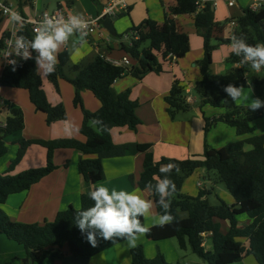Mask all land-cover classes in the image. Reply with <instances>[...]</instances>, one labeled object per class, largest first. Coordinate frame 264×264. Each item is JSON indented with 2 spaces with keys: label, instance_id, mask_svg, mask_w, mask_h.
Listing matches in <instances>:
<instances>
[{
  "label": "trees",
  "instance_id": "16d2710c",
  "mask_svg": "<svg viewBox=\"0 0 264 264\" xmlns=\"http://www.w3.org/2000/svg\"><path fill=\"white\" fill-rule=\"evenodd\" d=\"M28 2L30 0H20L18 8ZM65 3L70 7L73 0H65ZM182 15L193 16L196 30L204 41V54L199 62L201 79L195 86L199 99L197 106L200 109L205 105L224 109L219 118H206L205 132L217 121H221L235 128L238 136L248 137L221 148H213L206 143L202 159L179 160L163 157L155 161L150 144L114 143L112 129L127 127L136 131L141 124L137 115L138 102L131 99L130 91L117 93L114 83L128 73L138 79L150 72L161 73L164 61L168 60L169 56L175 57V62L185 57L190 51V37L181 30L174 18ZM3 20L0 14V26ZM233 21L237 23L235 30L228 37H222ZM134 30L140 31V40L134 42L132 47L121 45L124 53L134 62L130 69L114 66L98 55L78 63L70 61L68 52L59 55L55 71L46 77L57 89L59 80H65L74 87L73 103L83 112L80 133L86 140H19L15 158L7 170L0 173V234L22 246L33 264H43L46 260L55 258L61 259V264H89L94 256L124 240L110 242L98 238L96 247L86 241L76 226L75 216L77 212L93 206L94 202L89 199L88 193L81 195L78 209L69 206L58 212L54 221H46L43 224L13 221L4 211V206L10 196L28 191L58 168L54 162V153L58 149H74L84 156L78 162V170L92 185L104 180L105 159L142 153L143 171L138 186L141 190L150 192L158 215L162 214V209L157 203L159 198L151 189H147L146 185L149 182L155 183L154 175L161 176L159 168L162 164H178L180 168L179 173L173 170L170 177L176 185V193L171 198V212L176 219L164 227H149L150 231L145 234L147 239L162 241L176 238L181 249L191 248L192 252L207 264H233L248 256L253 257L258 264H264V134H257L255 127V121L264 117V108L252 111L247 106H239L237 101H233L224 92L226 85L233 84L244 89L252 88L257 98L264 100V77L260 76L264 75V69L257 73L249 65H241V58L233 53L228 60L241 67L232 68L226 74H214L211 69L214 52L219 46L230 44L233 34L243 36L249 44L264 42V7L258 11L244 8L240 16L219 22L216 21L210 2L200 7L198 0H175V5L169 8L163 22L147 19L138 26L132 25L130 31ZM23 36L28 40L33 39L27 29ZM116 36L121 37L118 33ZM1 42L2 38L0 47ZM146 42L149 46L144 48ZM35 57L33 51L32 59L17 61L15 71L12 70V65H6L0 75V88L25 90L35 110L44 115L48 125L65 121L68 118L65 106L52 105L48 101L42 77L36 69ZM186 90L187 87L182 81L176 79L165 97L167 112L172 120H176L179 113L192 108ZM83 91H90L99 100V110L90 112L84 108L81 97ZM93 118L101 120L107 130H99L101 125L90 126V120ZM24 128L23 110L12 108L5 125L0 124V158L8 152L6 138ZM32 145L46 148V165L12 175ZM246 145H250L252 149L246 150ZM198 169L215 171L218 174L216 181L224 184L235 203L229 205L218 198L216 205L211 204L208 198L213 193L212 188H204L197 196L183 194L185 179ZM242 214L247 215L252 222L240 228L238 216ZM140 220L145 225L144 216L140 217ZM223 221L229 223L226 233L222 231ZM204 233L211 234L212 250H206L203 245ZM240 239H245L246 242ZM65 246L68 248V255L61 253ZM131 259V264H169L161 253L153 259H147L141 246L131 250Z\"/></svg>",
  "mask_w": 264,
  "mask_h": 264
},
{
  "label": "crops",
  "instance_id": "0c3cea01",
  "mask_svg": "<svg viewBox=\"0 0 264 264\" xmlns=\"http://www.w3.org/2000/svg\"><path fill=\"white\" fill-rule=\"evenodd\" d=\"M6 1L18 6L20 0ZM107 1L108 0H73V4L70 7L75 10V14L79 13L81 15L96 17L102 12ZM213 1L214 5L212 3ZM207 2L212 3L216 21L225 22L228 19L240 16L243 9L250 8L254 0H236L235 5L232 7H230L225 0H208ZM61 5L67 6L65 0H30V2L24 3L23 7L19 8V10L25 17H31L38 12L53 11ZM174 5L175 0L133 1L128 11L125 12L128 13V15L125 16L123 13L121 14L124 20L121 19L123 21H120V23L119 18L114 23L116 33L120 35L125 31H127V33L131 32L130 29L132 25L138 26L147 19L163 22L169 8ZM174 18L178 22L181 30L190 37V51L185 57L179 59L177 62L169 61V59L164 61L163 72L161 73L150 72L142 79H138L131 73H128L114 83V90L117 93L130 91L131 99L138 102L137 115L141 121L136 131L130 130L127 127L112 129L114 143L116 145L132 143L150 144L152 146L151 152L153 153L155 161H159L163 157L179 160L188 158L202 159L206 143L213 148H221L225 146L223 145V141L228 139V137L231 140L230 143L248 137L238 136L233 129L223 123H218L215 126L216 128L211 126L208 131L205 132L206 118H216L222 113V110L220 111V108H214L210 105H205L200 109L197 106L199 100L198 96L190 97L191 91L195 90L197 82L201 79L199 62L204 54V41L196 30L193 16L182 15ZM2 25L4 26L0 33V40L8 30L12 29L13 22L10 19H5ZM235 28L229 26L221 36L228 37ZM121 37L112 36L107 30L103 29L85 38L86 42L81 44L78 36L74 35L69 39L67 44L60 47L58 57L60 54L68 52L72 63L91 60L97 56L98 53H103L114 58H121L125 55L124 51L121 49ZM103 40H106V44L103 43L98 45L102 43ZM148 46V42L143 45L144 48ZM222 46L221 55H215V52L213 54L212 70L214 64H216V60H218L219 63L224 62L225 67L221 64L223 69L225 68L229 71L228 59L232 52L229 44ZM35 54L37 55V52H35ZM5 66L4 59L0 56V75ZM235 67H241V65L235 64L233 68ZM38 72L42 77L43 88L46 92L48 101L52 105L63 104L66 108L68 118L65 121H58L48 125L44 115L35 110L25 90L0 88L1 97L4 99L5 103L0 111V119L2 112H6L5 121L0 122V124H5L10 110L15 107L23 110L25 120V128L9 136L5 140L7 146L11 144V149L8 147L7 154L0 158V173L6 171L11 161L15 158L19 148L18 142L21 139L55 140L74 138L80 141L86 140L80 133L83 123V112L80 107H76L73 103L75 94L74 87L65 80H59L57 89L54 84L47 80L45 74L39 70ZM212 72L214 74H221L215 71ZM176 79L182 81L187 87V98L192 108L187 112L179 113L176 120H172L167 112L168 105L165 101V97L168 95ZM245 90H251V88H246L244 91ZM81 97L83 106L86 110L96 112L100 109L101 103L90 91H83ZM254 98H257L255 93L254 95L252 93L251 95L244 94V96L237 101V104L241 106V104H239L240 101L249 103ZM217 109L219 113H217ZM260 119L261 122H264V117ZM256 122L257 121H255V123ZM66 124L73 125L78 131H73L72 134L69 135L65 131ZM212 130H214L213 134H211ZM256 133L264 134V128L263 132H260L256 127ZM36 146L39 145H32L27 149L24 158L11 173L12 175L46 165V148L41 146L42 149H36ZM245 149L251 150L252 147L246 145ZM36 150L39 151L36 152ZM81 157L84 156L74 149L56 150L54 153V162L58 168L40 182L34 184L28 191L10 196L4 206V211L16 222L43 224L46 221H54L58 212L67 209L69 206L78 209L80 207L81 195L87 194L93 186L100 185L108 187L110 190L115 188L116 190L128 192L139 189L143 198L152 201L150 192L148 190H141L138 186V181L143 171L144 154L138 153L135 155L105 159L103 161L105 178L96 185L88 183L79 173L78 162ZM66 164L68 165L66 166ZM206 173L205 169L196 170L191 176L192 182L195 181V177H202ZM191 179L187 187L186 183L183 184V194L196 196V194H199L204 188H212L213 193L209 198L215 195L229 205L235 203L231 194L223 189L222 185H218L216 179L208 176L204 182L201 180L196 181L195 186L191 182ZM217 190H220L221 193L218 194ZM154 208L155 206L153 203V209L150 214L152 215V218H150L151 225H157L158 214L156 208ZM146 217H144L145 220H147ZM238 222L239 227L243 228L250 224L252 220L247 215L242 214L238 216ZM221 225L222 231L226 233L229 228V223L223 221ZM150 226L148 225L147 227L149 228ZM203 237L205 249L212 250L211 234L204 233ZM240 240L246 242L245 239ZM0 241L5 242L2 234H0ZM132 248L134 247L128 246L126 250H131ZM110 252L109 254H112L114 251ZM5 254L8 257H12V255L8 253ZM107 254L108 251L106 250L94 256L89 264H94V261L98 258H102V264H107L108 261L105 259ZM254 260L251 256H248L242 261L233 264H258ZM195 263L199 264L197 262Z\"/></svg>",
  "mask_w": 264,
  "mask_h": 264
},
{
  "label": "clouds",
  "instance_id": "9594fccd",
  "mask_svg": "<svg viewBox=\"0 0 264 264\" xmlns=\"http://www.w3.org/2000/svg\"><path fill=\"white\" fill-rule=\"evenodd\" d=\"M5 14L10 16V20L20 25L22 28L26 23L18 12L0 4ZM89 21L79 13L72 14L67 18H57L45 14L44 18L37 22L35 35L32 40H28L23 35H15L14 41H9V52L6 54L8 63L12 65V70H16L19 57L25 61L32 59V52H37L35 57L37 70L48 75L55 71L58 64V52L62 45L67 44L74 35L78 36L81 44L86 42L88 35ZM229 47L231 52L240 57L241 65H249L256 72L264 69V42L249 44L243 36L233 34L230 37ZM10 57H13L9 59ZM224 92L233 101H238L244 96V88L233 84L224 87ZM247 107L252 111L264 108V100L254 98ZM101 125L99 130H107V126L102 121L93 118L90 126ZM65 131L71 135L73 131H78L73 125L66 124ZM180 172L178 164L169 163L161 165L159 172L161 176H153L155 183L149 182L147 189L158 196V205L162 209V214L157 217V226L164 227L175 221V216L171 212V198L176 193V185L170 178L172 171ZM89 199L93 206L77 212L75 216L76 226L86 241L91 246L96 247L98 238L104 241L115 242L121 239L127 242L129 247H135L141 235L147 234L150 229L141 223L140 217L148 216L153 209V201L143 198L140 190L133 192L124 190L109 189L103 185L93 186L88 192Z\"/></svg>",
  "mask_w": 264,
  "mask_h": 264
},
{
  "label": "rangeland",
  "instance_id": "374dc122",
  "mask_svg": "<svg viewBox=\"0 0 264 264\" xmlns=\"http://www.w3.org/2000/svg\"><path fill=\"white\" fill-rule=\"evenodd\" d=\"M123 18L124 17L120 18L119 22L120 21L122 22L124 20ZM121 19H123V20H121ZM3 26L4 25H2L0 28V33L3 29ZM125 33H127V31L120 34L119 36H121V35L123 36ZM222 47L223 46H219L217 48V50L215 51V55H218V56L221 55ZM36 56H38V53ZM221 64H223L225 67L224 62L219 63L218 60H216V64H214L212 71H215L216 73H221V74L228 73L230 71V69H232L233 66L235 65L229 61L228 62V70L229 71H227L225 68H224L225 69V71H224L223 66ZM262 74H264V70L262 71ZM260 76L264 77V75H260ZM47 80L49 81L48 78H47ZM253 91L254 90L251 88V90H245L244 94L251 95V93H252L254 95L255 91L254 92ZM255 95H256V93H255ZM191 96H196L195 90L191 91L190 97ZM187 97H188V95H187ZM239 104H241V106L243 105V107H246L248 103L246 101H245V103L243 101H240ZM219 110L220 111L222 110L221 111L222 113H220L216 118H219L221 116V114L224 113L223 108H220ZM219 110L217 109V113H219ZM5 118H6V112L3 111L1 114L0 122H4ZM211 119H214V118H211ZM260 120L261 119H258L255 124H256L257 130L260 132H263L264 122H261ZM218 123H223V122L217 121L212 127H215ZM223 124L226 125L225 123H223ZM227 126L230 127L231 129H233L234 132L236 133L235 128H233L229 125H227ZM213 132H214V130H212L211 134H213ZM230 141L231 140L228 137V139H225L223 141V145L226 146V144H230ZM8 147L11 149V144L8 145ZM36 149H42V147L36 146ZM38 151L39 150H36V152H38ZM3 172H5V171H3ZM191 176L192 175L188 176L185 179L184 183H186V187H187V185H189V181L191 179ZM208 176H210L211 178L216 179V180L218 178V174L215 171H211V172H207L202 177H198V178L195 177L194 182H192V179H191V182L195 186L196 181L201 180L202 182H204L206 180V178H208ZM218 185H222V188L227 191V189L223 183H218ZM217 193L220 194L221 193L220 190L219 191L217 190ZM197 194H196V196H197ZM209 200H210L211 204H213V205H216L218 203V198L215 195H213L211 198H209ZM146 218H147V220H145V226L147 227L148 225L149 226L151 225V221H150L151 219L150 218H152V215H148ZM152 226H154V225H151L150 227H152ZM3 237L5 239V242L0 241V252H1L0 253V264H33L25 255V250L22 246H20L16 242L6 238L4 235H3ZM136 244H137V246H141L143 248L144 255L147 259H153L154 257H156V255L158 253H161L164 255L166 261L169 264H192V263L196 264L195 262H197L199 264H207L203 260H201L196 254H194L192 252L191 248L188 247L187 250L181 249L179 244H178V240L176 238L166 239V240H162V241H152V240L147 239V237L145 235H141L139 237V239L137 240ZM127 247H128V244L125 241L123 243L118 244L116 247L111 248L112 250L111 249L107 250L108 254L105 258L108 261L107 264H131V261H132L131 250L133 248L131 250L130 249L126 250ZM114 248H115V250H114ZM110 251H114V252H112V254H109V253H111ZM5 253L12 255V257H8ZM61 253L64 255H68L69 252H68L67 246H65L61 249ZM252 259L254 260L253 257H252ZM102 262H103L102 258H98L97 260L94 261V264H102ZM61 263H62L61 259L55 258L53 260L52 259L46 260L43 264H61Z\"/></svg>",
  "mask_w": 264,
  "mask_h": 264
},
{
  "label": "built area",
  "instance_id": "2783aa9c",
  "mask_svg": "<svg viewBox=\"0 0 264 264\" xmlns=\"http://www.w3.org/2000/svg\"><path fill=\"white\" fill-rule=\"evenodd\" d=\"M33 1H36V0H33ZM133 1H136V0H108L102 12L96 17L82 15L84 19L89 21V29H88L87 37L92 36L95 32L104 29L102 25V19L104 16H113V15H118V14L127 12ZM207 1L208 0H198V3L200 7H203ZM225 1L230 7H232L235 5L236 0H225ZM212 3L214 5V1ZM0 4H3L5 7L11 9L12 11L18 12L20 16L23 17L24 21L26 22L24 23L22 28L20 27V25H16L13 23L12 29L8 30L2 37V42H1L2 44L0 47V56L4 59V62L6 65H9L8 60L5 59L6 54L10 50L9 41H14L15 39L14 33L15 35H23V32L25 31V29H27L31 33V35L34 37L35 35L34 29L37 26V22L42 20L45 14L49 16H55L57 18H60V17L67 18L68 16L75 14V10L72 7L61 5V6H58L53 11H42V12L35 13L31 17H25L20 12L18 6L10 4L6 0H0ZM262 7H264V0H254V3L251 5L250 9H252L253 11H258ZM0 14L4 20L10 19V16L8 14H5L3 8H0ZM230 26L235 28L237 26V23L233 21L230 23ZM140 37H141V34H140V31L138 30L125 33L120 39L122 41L121 45L125 44L129 47H132L134 42L140 40ZM103 43L106 44V40H103L102 43H99L98 45H101ZM31 54L33 57V52ZM98 56H100L102 59H104L108 63H111L114 66L124 67L128 69L133 67V61L130 58V56L127 54H125L121 58H114V57L105 55L103 53H98ZM11 58L13 57H10L9 59ZM14 58L17 61H24L23 59L19 57H14ZM168 59L172 62L176 61V58L173 56H169ZM4 104H5L4 99L1 97V94H0V110L2 109ZM2 125L4 126L5 124H2Z\"/></svg>",
  "mask_w": 264,
  "mask_h": 264
},
{
  "label": "water",
  "instance_id": "95a60500",
  "mask_svg": "<svg viewBox=\"0 0 264 264\" xmlns=\"http://www.w3.org/2000/svg\"><path fill=\"white\" fill-rule=\"evenodd\" d=\"M121 17H122L121 14L103 17L102 25H103L104 29L109 32L110 35H112V36L117 35L114 23ZM208 187H209V185H208Z\"/></svg>",
  "mask_w": 264,
  "mask_h": 264
}]
</instances>
